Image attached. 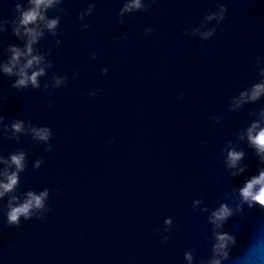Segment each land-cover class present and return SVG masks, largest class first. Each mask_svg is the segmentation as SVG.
Listing matches in <instances>:
<instances>
[{"label": "clouds", "instance_id": "clouds-1", "mask_svg": "<svg viewBox=\"0 0 264 264\" xmlns=\"http://www.w3.org/2000/svg\"><path fill=\"white\" fill-rule=\"evenodd\" d=\"M62 0H27V7L21 4L16 5L18 17L12 23L13 34L24 41V46L11 45L8 48L9 58L6 62L0 63V73L9 77L15 76L13 87L16 89L40 87V77L46 75V69L51 64L46 57L35 47L44 37L45 33L57 34L60 25L59 16L49 17L47 12L56 8ZM94 5H90L87 14H91ZM145 9L143 0H127L120 15ZM226 11L221 6L219 16L216 13L210 14L207 20H222ZM84 14H81V19ZM6 21H0V33L6 31L3 25ZM151 31V29L147 30ZM214 34V29L201 32V39H208ZM59 43V41H57ZM95 58V54H93ZM106 72V70H105ZM261 80L249 88L241 91L231 101V110H238L245 104H254L264 97V68L259 72ZM64 78L54 77L53 84L60 87ZM96 95V93H91ZM255 119L238 134L240 140L247 142V145L254 151L255 155L264 165V107H261L255 114ZM3 118L0 117V124ZM14 135L24 134L25 126L21 120L14 121L7 126ZM32 138L38 142L48 144L51 138V130L47 127H32L30 129ZM19 138L18 135L15 136ZM47 150H51L49 147ZM245 152L238 150L229 144L225 149L224 164L226 170L232 177H238L247 170V165L242 164L245 159ZM42 161L37 160L34 168H39ZM0 200L9 197L6 219L10 226H19L21 219L30 220L34 216L42 218L41 214L46 210V201L49 197L47 189L36 193L28 191L24 194L23 200L14 193L20 184V174L27 168V154L23 150L10 153L7 157L0 155ZM204 205L203 207H200ZM193 207L198 208L201 214L206 216V223L209 226V235L206 239L210 242L209 254L200 258L198 264H264V218H261L248 229L247 239L241 242L237 237V226L232 230H226V225L236 217L246 215V210L259 208L264 210V166L259 167L257 173L249 176L242 185L237 188L226 190L217 206L209 209L202 199L193 202ZM173 221L166 218L164 221L165 232L171 227ZM186 264H197L196 257L192 251L184 253Z\"/></svg>", "mask_w": 264, "mask_h": 264}]
</instances>
